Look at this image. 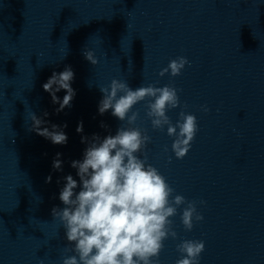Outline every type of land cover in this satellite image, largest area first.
<instances>
[{"label": "clouds", "instance_id": "1", "mask_svg": "<svg viewBox=\"0 0 264 264\" xmlns=\"http://www.w3.org/2000/svg\"><path fill=\"white\" fill-rule=\"evenodd\" d=\"M84 58L93 66L99 63L91 49L83 51ZM190 61L186 56L171 59L167 67L159 72L163 77L182 74ZM75 73L71 66L53 72L42 87L51 96L52 103L59 104L56 113L71 108L76 91L72 88ZM65 91L61 100L57 93ZM103 98L98 104V113L111 115L128 127L119 126L115 135L103 139L93 134L91 140L82 136L81 142L87 143L83 159L71 162L77 169L80 191L75 192L77 180L72 175L64 177L66 183L59 193L63 208L53 207L52 216L65 229L70 247H65L61 264H159L164 250V242L169 238L177 239L172 217L180 212V221L185 231H191L196 223L204 220L197 205L206 201L186 200L183 195L175 194L167 179L152 164L148 163L145 149L151 142L146 129L135 126L140 119L134 106L147 101L146 117L151 121L153 130H163L173 137L171 151L176 159H183L190 151L192 142L199 131L196 115L186 112L187 103H181L179 92L173 84L157 87L155 84L139 86L133 90L126 80L113 78L107 87H100ZM180 108L179 118L173 124L166 114L169 110ZM204 113L210 111L201 105ZM48 113L45 112L44 116ZM29 131L50 140L53 144L64 145L68 141L60 126L52 124L51 129L42 127L48 123L34 112L30 114ZM64 128L67 124L63 125ZM101 127H107L103 122ZM76 131L83 132L81 121ZM163 151L168 152L165 146ZM57 153L53 169L62 171V162ZM143 156V158H141ZM169 163L171 157H168ZM51 182V175L46 178ZM59 183V180L57 181ZM180 254L175 264H200L205 250L203 240H182L176 245ZM67 253H73L67 255Z\"/></svg>", "mask_w": 264, "mask_h": 264}]
</instances>
